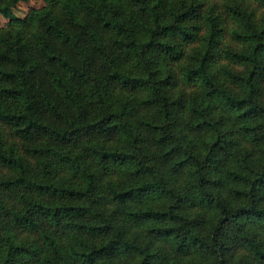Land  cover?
<instances>
[{
	"label": "trees",
	"instance_id": "obj_1",
	"mask_svg": "<svg viewBox=\"0 0 264 264\" xmlns=\"http://www.w3.org/2000/svg\"><path fill=\"white\" fill-rule=\"evenodd\" d=\"M43 1L0 26V264H264V19Z\"/></svg>",
	"mask_w": 264,
	"mask_h": 264
},
{
	"label": "rangeland",
	"instance_id": "obj_2",
	"mask_svg": "<svg viewBox=\"0 0 264 264\" xmlns=\"http://www.w3.org/2000/svg\"><path fill=\"white\" fill-rule=\"evenodd\" d=\"M199 16L197 21L201 24L198 29V37L194 44H202L203 35L208 30L207 15L215 16L217 30V39L215 45L217 47L231 46L232 48H245L247 42L237 37L233 28L240 27L239 22L233 16V13L226 4L227 0H200ZM44 4L43 0H19L9 9L0 11V26L13 22L22 21L31 8H38ZM240 6L245 9V14L256 20L260 24L264 19V6L259 5L255 0H242ZM236 67H239L237 65ZM0 137L6 146H14L21 151L22 140L13 136L10 129L6 125L0 124ZM8 170L0 165V176L7 174Z\"/></svg>",
	"mask_w": 264,
	"mask_h": 264
}]
</instances>
